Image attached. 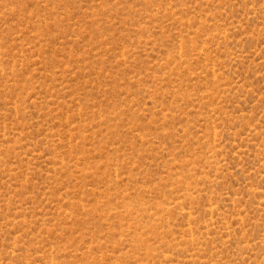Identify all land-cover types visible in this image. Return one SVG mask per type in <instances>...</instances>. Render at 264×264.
I'll use <instances>...</instances> for the list:
<instances>
[{
	"label": "rangeland",
	"instance_id": "rangeland-1",
	"mask_svg": "<svg viewBox=\"0 0 264 264\" xmlns=\"http://www.w3.org/2000/svg\"><path fill=\"white\" fill-rule=\"evenodd\" d=\"M0 264H264V0H0Z\"/></svg>",
	"mask_w": 264,
	"mask_h": 264
}]
</instances>
